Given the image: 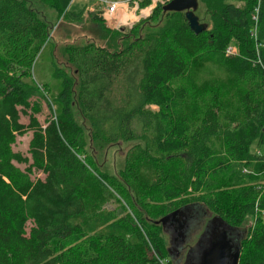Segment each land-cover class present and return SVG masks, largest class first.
I'll list each match as a JSON object with an SVG mask.
<instances>
[{
  "label": "trees",
  "instance_id": "1",
  "mask_svg": "<svg viewBox=\"0 0 264 264\" xmlns=\"http://www.w3.org/2000/svg\"><path fill=\"white\" fill-rule=\"evenodd\" d=\"M26 1L0 0V264H173L156 223L188 206L201 208L198 239L214 217L242 230L255 215L238 264H264V172L250 176L246 163L255 160L252 144L264 150V0H197L195 15L208 26L197 35L183 13L157 6L127 33L102 27L106 47L65 46L73 75L56 74L61 110L44 126L33 101L43 89L25 79L49 27ZM41 1L63 11L58 0ZM201 3L211 25L199 15ZM154 20L155 31L141 35ZM231 40L239 55H227ZM28 131L26 158L11 146ZM86 139L134 144L122 170L108 175L84 154Z\"/></svg>",
  "mask_w": 264,
  "mask_h": 264
},
{
  "label": "rangeland",
  "instance_id": "2",
  "mask_svg": "<svg viewBox=\"0 0 264 264\" xmlns=\"http://www.w3.org/2000/svg\"><path fill=\"white\" fill-rule=\"evenodd\" d=\"M110 1L123 2V0ZM26 2L29 7H31L37 12L38 16L44 22H46L49 27L48 41L44 45L43 49L39 53L34 63V66L30 72V78L25 79V82L30 84L31 86L43 89L39 93L37 98L33 100L37 102V105L39 107L38 112H36V118L42 126H44L48 120L56 119L60 114L61 106L56 102V99L61 91V79L58 78L56 74L59 76L61 72H65L68 76L73 75V69L70 68V66L66 62V57L63 56L64 47L72 44L81 46L92 42L97 46L106 47L109 42H107L108 38L104 35V31L101 29L102 27L110 31H121L127 33L139 23L149 20V17L151 16L150 15L148 18L144 19L140 17L139 14L135 15L131 13L128 9L127 13L125 14V16L129 18L127 22L128 25H124L121 22H118L116 16H104V8L98 0H58L60 9H62L63 11L52 8L48 4L43 3L41 0H28ZM226 3H232L235 6H240V3L235 1H226ZM204 8V5L201 3L199 8V15L202 18L203 22L206 23L207 21L211 25V18L205 13ZM66 11L79 15L80 19L77 21H68L64 17V13ZM156 23L157 22L154 20L151 21V23L147 26L145 25L146 27L143 26L142 30L140 31V34L148 35L153 33L155 31L153 30L154 27L150 26H156ZM136 31H139V28L137 30H134L133 33H136ZM250 36L254 40V42H256V32L252 31ZM226 53L228 56L239 55V43L236 40H231V42L226 48ZM44 98H46L47 101H45ZM227 105L230 109H235L237 107V101L234 99V97L229 96V101ZM150 109L154 111L156 110L155 107H151ZM73 115L76 122L82 125L80 123L81 119L76 113V111H74ZM19 122L25 126L28 125V117L21 115ZM230 129H232V126H230ZM86 134L87 133H85V135ZM31 137L32 131H28L24 135L17 136L15 138V143L11 146L12 151L15 153H20L24 157L29 158L27 152L28 144L31 140ZM133 144V142H125L122 143L120 146H101L95 143L91 146L88 144V139H86L84 144V154H94L95 162L105 174L117 175L124 167L123 154ZM144 145L145 142H141V146L143 147ZM263 151L259 149L258 146H256L255 144L251 145L249 149V154L254 156L255 160H248L246 162L247 164L249 163V165L251 166L250 168H248L250 170V174L248 171L243 169L244 173L249 174L252 177L263 174L264 169H260V166L259 169L256 170V166L259 163V159L263 158L262 161L264 162ZM16 166L22 170L26 167L25 165L17 164ZM43 177L44 176L40 173H34L32 178L43 179ZM108 209L116 210V213L119 216L124 214L123 207L118 204H110L108 206ZM254 216L247 217V221L241 227L243 231H246L249 227L253 225ZM203 226H200L199 229H196L194 232H191V234L189 235V242L187 243L188 247H192L196 243L198 237L202 232ZM164 240L165 242L167 241L166 238ZM185 249H187V247ZM243 251V254L241 256L242 259L246 252L245 250ZM184 256L185 255L183 253L182 256L178 257L181 259V262L179 264H183Z\"/></svg>",
  "mask_w": 264,
  "mask_h": 264
},
{
  "label": "water",
  "instance_id": "3",
  "mask_svg": "<svg viewBox=\"0 0 264 264\" xmlns=\"http://www.w3.org/2000/svg\"><path fill=\"white\" fill-rule=\"evenodd\" d=\"M197 8V0H171L162 7V12L183 13L189 29L197 35L208 28L207 24L199 22V18L195 15ZM199 212L202 213L200 207H183L156 223L162 226L169 237L168 252L173 264L181 262L178 257L183 253L185 255L183 264H238L240 243L245 231L231 228L217 217L209 220L203 235L194 246H187L191 232L199 229L202 224Z\"/></svg>",
  "mask_w": 264,
  "mask_h": 264
},
{
  "label": "built area",
  "instance_id": "4",
  "mask_svg": "<svg viewBox=\"0 0 264 264\" xmlns=\"http://www.w3.org/2000/svg\"><path fill=\"white\" fill-rule=\"evenodd\" d=\"M98 1L104 8L103 10L104 16L106 17L116 16L118 22H121L124 25H128L127 22L129 18L125 16L128 9L130 10L131 13L135 15L139 14L140 17L145 19L152 14L153 10L157 6L163 7L171 0H149L148 4L144 7H141V5L143 4V2H145V0H123V2L122 1L115 2L110 0H98ZM258 8L259 5H257V7L253 10L252 13V20L255 22V24L257 22ZM253 32H256L255 28L253 29Z\"/></svg>",
  "mask_w": 264,
  "mask_h": 264
}]
</instances>
